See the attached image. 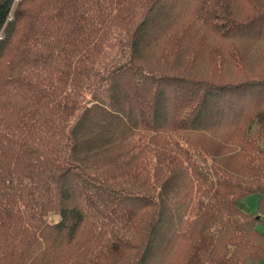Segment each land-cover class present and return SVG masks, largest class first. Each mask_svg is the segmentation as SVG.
I'll return each instance as SVG.
<instances>
[{"label": "trees", "instance_id": "trees-1", "mask_svg": "<svg viewBox=\"0 0 264 264\" xmlns=\"http://www.w3.org/2000/svg\"><path fill=\"white\" fill-rule=\"evenodd\" d=\"M12 4L0 264L261 261L264 0Z\"/></svg>", "mask_w": 264, "mask_h": 264}, {"label": "rangeland", "instance_id": "rangeland-1", "mask_svg": "<svg viewBox=\"0 0 264 264\" xmlns=\"http://www.w3.org/2000/svg\"><path fill=\"white\" fill-rule=\"evenodd\" d=\"M19 0H13L11 11L16 9L17 3ZM25 25V22H24ZM208 45V44H207ZM264 138V136H263ZM264 146V143H263ZM242 205L244 206V209L247 213L253 215V216H259L260 223L257 225V231L264 235V205L263 208L260 206V199L256 194L248 195L244 200ZM49 223H56L58 221V217L55 215H50L47 219ZM257 264H264V258L259 261Z\"/></svg>", "mask_w": 264, "mask_h": 264}]
</instances>
